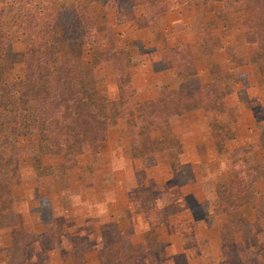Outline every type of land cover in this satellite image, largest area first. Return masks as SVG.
<instances>
[{"label": "trees", "instance_id": "trees-1", "mask_svg": "<svg viewBox=\"0 0 264 264\" xmlns=\"http://www.w3.org/2000/svg\"><path fill=\"white\" fill-rule=\"evenodd\" d=\"M93 1L101 8L90 2L69 6L62 0H0V229L19 223L14 188L22 182L25 165L39 176L64 179L81 155H100L111 125L123 121L121 137L133 157L160 154L177 168L183 145L172 121L200 110L226 117L228 82H238V68L252 64L264 73V0H183L196 12L197 53L203 56L208 77L200 76V57L190 44L170 47L162 41L158 67L170 72L171 79L142 99L132 82V49L112 43L101 50L99 34L107 28L110 11L118 25L134 23L144 29L159 24L170 0ZM239 12L261 35L252 40L253 52L230 54L225 70L216 59V51L224 46L213 32L220 22L227 27L231 15ZM155 39L161 40L160 33ZM102 63L112 67L115 99L99 88L96 67ZM210 129L218 155L229 163L216 186L213 212L245 226L243 209L256 207L260 197L264 157L228 149L227 142L236 138L231 120L214 118ZM260 142L264 145V131ZM147 217L149 239L167 219L157 206L147 210ZM19 236L14 235L13 243ZM126 240L124 247L131 249L129 237ZM147 242L159 245L156 238Z\"/></svg>", "mask_w": 264, "mask_h": 264}, {"label": "rangeland", "instance_id": "rangeland-1", "mask_svg": "<svg viewBox=\"0 0 264 264\" xmlns=\"http://www.w3.org/2000/svg\"><path fill=\"white\" fill-rule=\"evenodd\" d=\"M62 2L69 6L90 2L95 9L101 8L92 0ZM170 11L195 18V11L183 0H170ZM172 18L165 15L159 24L138 29L134 23L118 25L110 11L107 28L99 34L101 50L112 43L132 49V76L140 80L144 70L148 84L142 99L150 98L160 83L157 72L161 70L154 58L159 42L154 37L161 30L165 34ZM228 23L226 27L220 22L213 32L224 46L216 51V59L225 70L230 68V54L253 52L252 40L261 35L245 13L231 15ZM174 30L178 29L170 26L169 33L173 35ZM188 32L186 39L190 41L194 31ZM190 46L197 53V44L191 42ZM229 47L235 52L230 53ZM197 55L200 76L207 78V65L203 56ZM239 71L238 82H228L226 117L200 110L172 121L183 145L177 168H171L160 154L133 157L127 140L121 137L123 121L111 125L100 155H81L64 179L39 176L25 165L22 182L14 188L19 223L0 229V264H264V179L258 185L256 207L250 204L243 209L247 225L234 224L213 212L216 186L227 174L229 163L218 155L210 121L233 122L236 138L227 142L230 151L264 157L260 142L264 131V73L252 64ZM96 73L101 92L117 98L111 65H98ZM15 74L21 75V69ZM170 79L171 74L165 78ZM154 206L167 219L149 237L156 238L158 247L146 238L147 210ZM15 232L20 235L19 242L13 243ZM128 237L131 249L124 247ZM40 254L47 261L39 259Z\"/></svg>", "mask_w": 264, "mask_h": 264}, {"label": "crops", "instance_id": "crops-1", "mask_svg": "<svg viewBox=\"0 0 264 264\" xmlns=\"http://www.w3.org/2000/svg\"><path fill=\"white\" fill-rule=\"evenodd\" d=\"M165 15H167V18L173 17L171 19V21L169 22L170 26H171V28L176 27L178 30H176V31L174 30L173 31L174 34L171 35V33H169L170 26H168L167 31H165V34L160 29L161 30V32H160L161 40H159V45H158L157 49L156 50L153 49L154 54L156 56L154 58H156L157 66H158V61H159V57H160L158 50L161 47L162 41H164L170 47L181 45V44H191V42H193V44L196 45L197 41H198V37H197L196 29H195V18L194 19L193 18H190V19L184 18L183 15H175V13L174 12L171 13V11L166 13ZM195 17H196V12H195ZM188 31H194L192 33V39L190 41L186 39V35H187V33H189ZM156 41L158 42V40H156ZM146 66L148 67V64ZM241 67H239L240 71H241ZM157 73L159 75H161V79L159 80V82L164 81L165 78H167L170 75V72L163 71V70H161V72H157ZM136 78L137 77L135 75L132 76V82H133V85H134L135 89L137 90V92L140 96L149 90L148 86H147L148 84H145L146 76L144 75V70H142L140 72V80H138L139 78L138 79H136Z\"/></svg>", "mask_w": 264, "mask_h": 264}]
</instances>
